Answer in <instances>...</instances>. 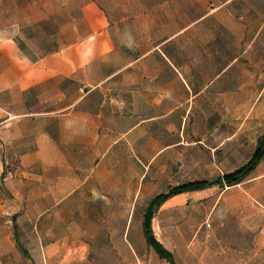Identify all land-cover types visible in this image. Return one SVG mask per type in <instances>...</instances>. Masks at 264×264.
I'll list each match as a JSON object with an SVG mask.
<instances>
[{
    "label": "crops",
    "instance_id": "obj_1",
    "mask_svg": "<svg viewBox=\"0 0 264 264\" xmlns=\"http://www.w3.org/2000/svg\"><path fill=\"white\" fill-rule=\"evenodd\" d=\"M255 128L258 141L264 0H0L1 157L65 208L48 264H134L119 256L148 249L145 264H164L139 229L156 174L189 143L218 150ZM258 229L219 242L211 264H252Z\"/></svg>",
    "mask_w": 264,
    "mask_h": 264
},
{
    "label": "rangeland",
    "instance_id": "obj_2",
    "mask_svg": "<svg viewBox=\"0 0 264 264\" xmlns=\"http://www.w3.org/2000/svg\"><path fill=\"white\" fill-rule=\"evenodd\" d=\"M260 134V128L245 130L235 139L221 143L218 150L211 147L217 143H189L177 162L173 158L162 179L156 174L157 181L153 183L155 194L235 171L250 160ZM1 153L0 149V264H48L50 255L47 249L55 244L58 233H64L65 208L57 207L56 191L50 198V190L34 187V175L21 166L22 159H4ZM19 166L24 172L18 171ZM59 217L63 222H58ZM137 224L134 221L129 233V241L136 245L132 237ZM259 227L264 228V158L242 183L174 197L162 205L153 218L154 235L173 254L176 264H192L203 259L211 264V252L220 251L219 242L233 246V242L242 241L243 237L252 235L255 239ZM139 229L146 248L142 227ZM105 241L110 239H102ZM263 241L264 238L260 241L259 254H252V264H264ZM255 248L253 244L252 249ZM126 250L128 248H122L123 252ZM147 252L139 255L138 260L127 259L129 253L117 255L121 258L118 261L145 264L150 260ZM150 253L157 257L154 252ZM91 257L98 261L112 260L111 255L102 252ZM59 259L70 260L71 254H60ZM213 261L218 262L216 257ZM162 262L170 264L166 260ZM151 264H154L153 259Z\"/></svg>",
    "mask_w": 264,
    "mask_h": 264
},
{
    "label": "trees",
    "instance_id": "obj_3",
    "mask_svg": "<svg viewBox=\"0 0 264 264\" xmlns=\"http://www.w3.org/2000/svg\"><path fill=\"white\" fill-rule=\"evenodd\" d=\"M264 158V133L258 139L256 149L250 160L243 166L237 168L231 173L224 174L212 180H195L177 187L170 188L167 192L160 193L152 198L146 208L143 232L149 248L153 249L161 260H166L170 264H176L173 254L167 250L155 237L153 231V218L160 207L169 199L189 192H198L213 188L215 186H234L242 183L249 177L259 166ZM19 247L22 249V246ZM23 250V249H22Z\"/></svg>",
    "mask_w": 264,
    "mask_h": 264
},
{
    "label": "built area",
    "instance_id": "obj_4",
    "mask_svg": "<svg viewBox=\"0 0 264 264\" xmlns=\"http://www.w3.org/2000/svg\"><path fill=\"white\" fill-rule=\"evenodd\" d=\"M80 90H81V92L83 93V95L86 94V91H85L83 88H81Z\"/></svg>",
    "mask_w": 264,
    "mask_h": 264
}]
</instances>
